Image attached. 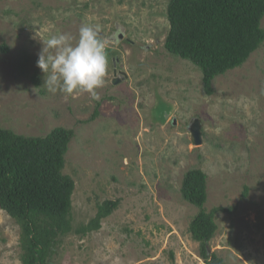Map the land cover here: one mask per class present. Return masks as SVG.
I'll use <instances>...</instances> for the list:
<instances>
[{
	"label": "rangeland",
	"instance_id": "374dc122",
	"mask_svg": "<svg viewBox=\"0 0 264 264\" xmlns=\"http://www.w3.org/2000/svg\"><path fill=\"white\" fill-rule=\"evenodd\" d=\"M167 2L0 0V125L35 136L73 130L63 168L75 184L72 227L118 200L100 228L62 237L50 264H203L188 231L197 208L180 192L192 167L207 176L206 209L226 208L215 214L209 251L226 264H264V41L215 76L208 95L200 71L163 46ZM84 24L98 26L107 45L99 101L49 93L36 63L40 38L75 40ZM117 25L134 44L116 39ZM192 117L202 122L199 144ZM21 252L20 227L0 209V264H22Z\"/></svg>",
	"mask_w": 264,
	"mask_h": 264
},
{
	"label": "trees",
	"instance_id": "16d2710c",
	"mask_svg": "<svg viewBox=\"0 0 264 264\" xmlns=\"http://www.w3.org/2000/svg\"><path fill=\"white\" fill-rule=\"evenodd\" d=\"M165 14L164 48L200 71L208 95L213 92L215 76L242 65L264 41V0H168ZM1 48L7 50L5 44ZM72 137L73 130L62 126L35 136L0 125V209L20 227L22 264H50L62 237L100 228L102 219L118 205V200L105 199L85 224L72 227L75 184L63 172ZM206 178L197 167L183 175L181 196L197 208L188 231L199 243L203 264H226L208 247L217 228L215 214L226 208L206 209Z\"/></svg>",
	"mask_w": 264,
	"mask_h": 264
},
{
	"label": "clouds",
	"instance_id": "9594fccd",
	"mask_svg": "<svg viewBox=\"0 0 264 264\" xmlns=\"http://www.w3.org/2000/svg\"><path fill=\"white\" fill-rule=\"evenodd\" d=\"M40 42L36 63L49 93L60 92L65 97L87 93L91 100H100L97 89L105 84L109 64L98 26L82 25L75 40L69 33H57Z\"/></svg>",
	"mask_w": 264,
	"mask_h": 264
},
{
	"label": "water",
	"instance_id": "95a60500",
	"mask_svg": "<svg viewBox=\"0 0 264 264\" xmlns=\"http://www.w3.org/2000/svg\"><path fill=\"white\" fill-rule=\"evenodd\" d=\"M117 28L121 31V33L119 35V37H121V34L124 32V29L120 25H117ZM114 73H116V71H114ZM121 73L123 74V76L121 75ZM120 75H121V77H124L126 74L120 70ZM117 81H118L117 78L113 79V82H117ZM201 126H202V122H201L200 118H198V117H192L191 118V120L189 122L188 130L190 133L191 140L194 144L201 143V134H202Z\"/></svg>",
	"mask_w": 264,
	"mask_h": 264
},
{
	"label": "flooded vegetation",
	"instance_id": "af4514ba",
	"mask_svg": "<svg viewBox=\"0 0 264 264\" xmlns=\"http://www.w3.org/2000/svg\"><path fill=\"white\" fill-rule=\"evenodd\" d=\"M118 34H119V33H118L117 29H115V31H114V36L116 35V39H117V36L120 35V34H119V35H118ZM124 34H125L124 32L121 34V39L124 40V41L126 40V41L130 42L131 44H134L133 41L131 42V40L128 39L127 37H125ZM126 41H125V42H126ZM115 66H116V64H114V68H113V72L116 71V73H114V74L116 75L117 72L120 74V70H117Z\"/></svg>",
	"mask_w": 264,
	"mask_h": 264
}]
</instances>
